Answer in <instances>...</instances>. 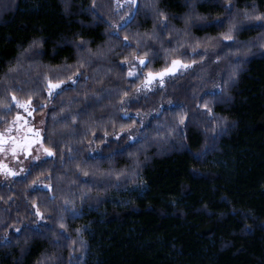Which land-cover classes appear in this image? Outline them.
I'll list each match as a JSON object with an SVG mask.
<instances>
[{"label":"trees","instance_id":"1","mask_svg":"<svg viewBox=\"0 0 264 264\" xmlns=\"http://www.w3.org/2000/svg\"><path fill=\"white\" fill-rule=\"evenodd\" d=\"M150 2L138 0L121 26L134 7L129 0H0V131L19 110L8 93L22 102L32 95L49 105L34 113L44 114L43 146L55 153L0 183V264H38L45 254L55 264H264V28L243 15L264 14V0H155L158 10L147 9ZM161 11L168 19L162 39L173 28L187 31L190 44L210 48V59L122 103L174 55L165 50L175 39H146L160 32ZM233 19L235 39L223 41ZM36 38L44 40L37 54L20 59ZM81 40L87 43L78 49ZM87 49L110 51L84 66L87 79L62 86L51 101L39 93L37 64L70 65L57 77L66 80ZM154 52L129 78L135 58ZM18 62L19 71L5 78ZM233 66L235 78L217 92ZM14 83L23 91L8 87ZM206 101L211 118L200 107ZM34 202L45 220L36 221Z\"/></svg>","mask_w":264,"mask_h":264},{"label":"snow or ice","instance_id":"2","mask_svg":"<svg viewBox=\"0 0 264 264\" xmlns=\"http://www.w3.org/2000/svg\"><path fill=\"white\" fill-rule=\"evenodd\" d=\"M129 3L134 5L132 8L131 13L122 19L121 26H125L127 23L131 22V19L135 16L136 12L139 10V3L138 0H129ZM67 7V5H66ZM95 4H93L92 8L90 10L95 11ZM118 7L122 8L123 5H120L118 3ZM147 9L152 10H158V6L155 3V0H152V2L145 5ZM224 7L230 12L232 8V4L228 3L225 4ZM253 11H255V8H253ZM246 20H254L256 21V26L264 28V14H258L256 16H251L248 10H245L243 13ZM218 24H222L223 20L221 18H217L216 21ZM239 22L233 19V23H231L227 29V32L222 35L223 41H234L233 31L238 27ZM157 27L160 28V32H153L150 36L146 37L148 40H159L161 44L169 43L171 44L173 42V39H175V45L171 49H166L165 53H174L173 57L171 58L170 62H167L166 67L160 69L159 71H148L145 76L144 80L136 86L135 93L133 96H129L128 93H125L124 97H122V103H127L129 100L133 99V97L138 99V95L141 93H147L156 90L157 83L159 84V87L163 88L166 86V80H173L178 75H186L188 73L195 72V69L197 67H200L201 65L207 63L208 59H210V48L207 45H202L199 41L195 42L194 44H190L191 37L188 34L187 31H184L181 33L178 29H171L170 35L167 40H164L161 38V33L168 29V19L167 14L164 12L159 13V21L157 24ZM124 46L125 47H131V44L128 40V37L125 36L123 38ZM44 40L43 38H36L33 39L32 42L28 45L26 49L23 50V52L20 54V59H23L25 57H28L29 54H37L34 52V50H38L43 46ZM87 41L81 40L78 44L75 46L78 49H83ZM138 43H144V40H140ZM147 46V45H146ZM154 47V45H153ZM110 51V50H107ZM106 50L103 49H97L96 51H93L92 49H87L84 52H80V61H79V67L77 68V71L74 72L72 75L68 76L67 79H59L57 78L59 73L64 71L66 68H70V65H64L61 68H53L47 65H40L37 64L36 67L38 69L36 76H35V82L38 86L39 93L43 94L44 92L47 93L49 101L51 99H54L55 96L59 94L60 91L63 90L62 86H65L71 82L73 86H75L76 82L81 76H84V73L82 69L85 65H89L93 62L94 57H104L107 54ZM201 51H203V54H201ZM159 55L158 52H154L151 57L145 55L136 57L135 62L133 61V68H131L127 75L129 77H137L140 75V71L143 68L147 67V64L150 60H154ZM186 56H199V60L191 59V60H185L183 57ZM221 60L220 56H216V63H219ZM21 65L19 62L17 63L16 67H11L8 69V71L5 73V78L9 77L12 73L18 72ZM31 67V66H30ZM43 68L44 70H39ZM31 72L29 71V75ZM236 66L232 67L231 73L228 77L227 81L223 82V86L216 85L217 92H224L226 91L229 82L235 78L236 76ZM85 79H87L86 76H84ZM8 87H11L13 89H17L19 91H23V87L17 84H12ZM194 95H197V93H194ZM8 99L10 100V103H14L18 109H23L24 112L27 113L28 117H33V113L36 111L37 108H44L48 107L47 104H41L34 102L33 96L29 95L28 99L26 101H21L16 93L9 92L8 93ZM212 101H206L203 105H200V107L204 108L207 113L209 114V118H211L212 115V108L209 106ZM5 111H11V107L9 105H5L4 108ZM125 116H127V112L124 113ZM140 114L137 113V116ZM65 118L66 117H62ZM75 120V117H73ZM21 120H24L23 125H21L19 122ZM32 120L25 119L20 115V112L18 111L16 114V117L13 119L12 124L5 129L3 132H0V152H11L13 158H17V156L22 153L25 157L31 156V153L33 150L39 152L41 149L43 151L44 156H36L34 159L36 160H42L44 157H52L55 155L52 148L50 147H44L43 146V139L45 138L42 135V132H46V127H29V125L32 123ZM143 123V121H141ZM180 125H186V117L182 116L179 121ZM41 125H45V121L41 120ZM22 129H27L26 134L22 138H17L14 136H11L10 134L15 131H20ZM121 131H124L125 134L126 130L122 129ZM117 137L120 136V133H115ZM108 133H105V138H107ZM133 136H128V140H133ZM11 144V148L8 147V145ZM130 156H134L135 153H129ZM137 163H139L137 161ZM26 171L25 169H21V173ZM0 172H3L6 175H12L15 176L17 173L8 167V165L4 164L3 162H0ZM88 173L85 172V175ZM119 176L120 173H117ZM49 189H51V185L46 186ZM50 199H55L54 196L50 197ZM70 203L69 201H65V208L67 204ZM32 207L34 210V217L36 218V221H43L46 218V213L44 211H41L40 207L34 202ZM67 210V208H66ZM70 214L72 216L77 215V211L75 209L70 210ZM61 220H63V216H61ZM65 228V225L63 223L60 224V230H63ZM17 232L20 231V229H16ZM77 232H80V229H77ZM62 235L67 238V234L63 231L61 232ZM59 243V241H56ZM81 244H83V241L81 240ZM51 262V264H55L54 258L48 255H44L43 258L38 261V264H45V262Z\"/></svg>","mask_w":264,"mask_h":264},{"label":"rangeland","instance_id":"3","mask_svg":"<svg viewBox=\"0 0 264 264\" xmlns=\"http://www.w3.org/2000/svg\"><path fill=\"white\" fill-rule=\"evenodd\" d=\"M144 76H145V75H144ZM129 78H132V77H129ZM143 80H144V77H143L142 81H143ZM142 81H141V82H142ZM157 84H158V83H157ZM134 93H135V90H134L132 93H130L129 96H133ZM141 94H144V93H141ZM141 94H139V95H141ZM139 95H138V96H139ZM133 98H135V97H133ZM18 111L20 112V115H21L22 117H24L25 119H29V120H32V121H33V122L29 125V127H33V128L41 127V128H43V125H41V120H44V114H41V115L39 114V115H37L36 113H33V117H28V116H27V113L24 112L23 109H19ZM15 117H16V116H15ZM15 117H13V118L10 120V122H8L7 126H6L4 129H2L0 132H3L5 129H7V128L12 124V121H13V119H14ZM19 123H20L21 125H23L24 120H21ZM26 132H27V129H22V130H20L19 132L14 130L10 135H11V136H14V137H17V138H22V137L26 134ZM135 136H137V135H135ZM133 137H134V136H133ZM11 146H12L11 144L8 145L9 148H11ZM38 155H39V156H44L42 149H41L39 152L33 150L32 153H31V156H29V157H25L22 153H20V154L17 156V158H13L11 152H7V153H5V152H0V162H3L4 164L8 165L9 168H11L12 170H14V171L17 173V175L12 176V175H6V174H4L3 172H0V183H10L11 180H12L14 177H16V176L22 174V173H21V169H22V168L26 170V168H27L30 164L39 161V160L34 159V158H35L36 156H38Z\"/></svg>","mask_w":264,"mask_h":264}]
</instances>
